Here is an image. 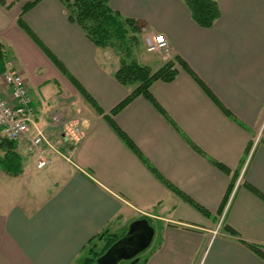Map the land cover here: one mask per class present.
Masks as SVG:
<instances>
[{
    "label": "crops",
    "instance_id": "0c3cea01",
    "mask_svg": "<svg viewBox=\"0 0 264 264\" xmlns=\"http://www.w3.org/2000/svg\"><path fill=\"white\" fill-rule=\"evenodd\" d=\"M2 1L5 69L22 76L33 125L14 142L21 172L0 168V264H81L100 233L118 235L137 220L153 229L143 264H264V0H215L210 28L181 0H107L143 26V43L163 34L176 67L173 80L152 81L150 97L137 96L112 120L207 214L162 184L111 129L103 114L136 85L116 81L117 63L59 0ZM32 2L22 22L67 75L18 25ZM133 58L153 72L166 61ZM36 130L42 168L30 150Z\"/></svg>",
    "mask_w": 264,
    "mask_h": 264
},
{
    "label": "trees",
    "instance_id": "16d2710c",
    "mask_svg": "<svg viewBox=\"0 0 264 264\" xmlns=\"http://www.w3.org/2000/svg\"><path fill=\"white\" fill-rule=\"evenodd\" d=\"M189 10L191 19L201 28H210L214 21L219 17V8L215 0H181ZM37 2V1H36ZM36 2H32L23 7L19 18L18 25L23 29L34 42L45 52L51 59L53 64L64 74L67 75L65 68L61 62L55 58L41 44L34 33L29 30L22 22V15L30 9ZM65 8L70 22L77 24L88 40L98 48L103 50L115 49L121 50V57L118 60V65L113 72V76L118 83L123 86H135V89L123 99L109 114H103L102 110L96 105L93 99L78 85V89L83 97L90 102L94 109L103 114V117L120 138L123 144L147 167V169L167 188L176 194L180 195L190 205L195 207L200 212L207 214L200 206L191 201L188 197L180 193L176 188L171 186L147 161L142 157L134 143L116 126L112 117L120 112L126 105L133 101L137 96L143 95L150 97L148 88L152 81H171L176 75L175 62L172 58L168 59L156 71H152L148 66L142 65L133 58L132 47L137 43L139 35L141 36L144 29L143 26L136 20L122 18L115 13L108 5L107 0H59ZM3 4V1L0 0ZM133 54V55H132ZM6 54L0 44V75L6 70ZM168 120V118H166ZM20 157L16 152L13 141H9L0 135V168L11 175H16L21 172ZM220 166L218 163L213 162ZM233 184L229 186V191ZM224 203V202H223ZM223 205V204H222ZM128 229V228H127ZM126 229V230H127ZM125 230V231H126ZM127 232V231H126ZM126 232H121L118 235H111L108 232L100 233L95 241H103L104 245L101 249L96 250L94 240L90 243L95 244L89 248L86 257L81 264H96V260L103 256L114 244L123 240ZM122 242V241H121ZM124 245V241L122 242ZM90 246V245H89ZM258 252V248L249 246ZM138 258V256H137ZM146 257L138 258L135 264H143Z\"/></svg>",
    "mask_w": 264,
    "mask_h": 264
},
{
    "label": "built area",
    "instance_id": "2783aa9c",
    "mask_svg": "<svg viewBox=\"0 0 264 264\" xmlns=\"http://www.w3.org/2000/svg\"><path fill=\"white\" fill-rule=\"evenodd\" d=\"M148 52L158 53L166 59H170V49L163 34L146 37L144 42ZM2 86L6 89L7 97L0 92V133L9 141L16 142L28 133L33 125V111L30 106V98L22 76L11 69H6L1 75ZM1 91V87H0ZM58 117L56 116L55 119ZM78 129L71 127L70 134ZM44 141L43 132L36 130L31 138V151L36 157L37 168L45 165L41 159L40 145Z\"/></svg>",
    "mask_w": 264,
    "mask_h": 264
},
{
    "label": "water",
    "instance_id": "95a60500",
    "mask_svg": "<svg viewBox=\"0 0 264 264\" xmlns=\"http://www.w3.org/2000/svg\"><path fill=\"white\" fill-rule=\"evenodd\" d=\"M153 236V229L146 220L132 222L127 229L126 235L114 244L103 256L96 260V264H117L120 261H129L126 264H135L138 254L148 246Z\"/></svg>",
    "mask_w": 264,
    "mask_h": 264
},
{
    "label": "rangeland",
    "instance_id": "374dc122",
    "mask_svg": "<svg viewBox=\"0 0 264 264\" xmlns=\"http://www.w3.org/2000/svg\"><path fill=\"white\" fill-rule=\"evenodd\" d=\"M143 34V33H142ZM133 49H132V53L137 57L139 54H153V55H156V56H159V57H161L162 59H165V57L163 56V55H160V54H158V53H153V52H148L147 51V49H146V46H145V44L143 43V40H142V35L140 36L139 35V38H138V41H137V43H135V45H134V47H132ZM132 54V55H133ZM107 56H108V59H107V61H108V63L112 60L113 62H115V63H117V65H118V60L120 59V57H121V50H115V49H109V50H107ZM111 59V60H110ZM166 61L168 60V59H165ZM165 61V62H166ZM57 117H60L59 115L57 116ZM0 135H1V133H0ZM127 228H128V226H127ZM126 228V229H127ZM125 229V230H126ZM123 231V232H126V231ZM121 233V232H120ZM103 245H104V242L103 241H99V242H97L96 243V247H94L96 250H99V249H101L102 247H103ZM143 255H144V252H140L139 254H138V258H142L143 257ZM129 261H120L119 263H117V264H126V263H128Z\"/></svg>",
    "mask_w": 264,
    "mask_h": 264
}]
</instances>
